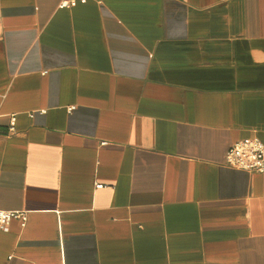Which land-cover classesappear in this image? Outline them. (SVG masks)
I'll return each instance as SVG.
<instances>
[{
  "label": "crops",
  "instance_id": "obj_1",
  "mask_svg": "<svg viewBox=\"0 0 264 264\" xmlns=\"http://www.w3.org/2000/svg\"><path fill=\"white\" fill-rule=\"evenodd\" d=\"M60 2L0 0V264H264V0Z\"/></svg>",
  "mask_w": 264,
  "mask_h": 264
},
{
  "label": "built area",
  "instance_id": "obj_2",
  "mask_svg": "<svg viewBox=\"0 0 264 264\" xmlns=\"http://www.w3.org/2000/svg\"><path fill=\"white\" fill-rule=\"evenodd\" d=\"M87 0H61L60 7L70 8ZM12 118L10 131H13ZM225 163L230 167L246 171L264 172V145L257 138L252 137L233 143L226 151ZM17 218L23 226L26 220L25 212L0 210V228L8 225L11 219Z\"/></svg>",
  "mask_w": 264,
  "mask_h": 264
}]
</instances>
